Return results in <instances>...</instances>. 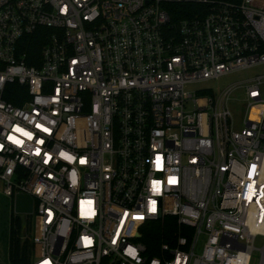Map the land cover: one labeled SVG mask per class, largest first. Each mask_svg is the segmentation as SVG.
I'll return each mask as SVG.
<instances>
[{"label": "built area", "instance_id": "obj_1", "mask_svg": "<svg viewBox=\"0 0 264 264\" xmlns=\"http://www.w3.org/2000/svg\"><path fill=\"white\" fill-rule=\"evenodd\" d=\"M260 65L264 0H0V192L33 200L32 264H264V75L193 88Z\"/></svg>", "mask_w": 264, "mask_h": 264}, {"label": "rangeland", "instance_id": "obj_2", "mask_svg": "<svg viewBox=\"0 0 264 264\" xmlns=\"http://www.w3.org/2000/svg\"><path fill=\"white\" fill-rule=\"evenodd\" d=\"M261 75H264V65H260L243 72L230 74L218 80L198 84L193 86V88H209L214 93H219L235 84L241 83L244 80L252 79ZM230 98L232 100L230 103V109L234 119L238 122V119L245 113V103L243 101L244 92L240 89H236L232 92ZM32 213L33 200L30 197L19 195L12 202V200L6 198L0 192V264H8V241L11 216H18L21 219L22 227L24 229L27 221L33 223ZM26 235L27 234H25V236ZM263 244L264 239L262 237H257L253 243L256 249H260ZM257 256L258 252H254L251 264H257V261L255 260V257Z\"/></svg>", "mask_w": 264, "mask_h": 264}, {"label": "trees", "instance_id": "obj_3", "mask_svg": "<svg viewBox=\"0 0 264 264\" xmlns=\"http://www.w3.org/2000/svg\"><path fill=\"white\" fill-rule=\"evenodd\" d=\"M175 7H183L176 6ZM170 18L171 15H170ZM46 29H38L33 35L25 36L21 41L22 49H28L35 54L40 53V50L47 42ZM26 63L30 66L37 65L35 62L26 59ZM24 98H28L26 89L16 84L8 85L5 90L3 99L6 102L12 103L15 106H20L24 102ZM23 99V100H22ZM23 229L21 219L18 216H11L10 230L8 241V264H32L33 258V244L31 241L33 235V223L27 221ZM24 231V232H23ZM27 234L25 236V234ZM145 236L142 240L148 244L149 241H160L164 234V226L161 223H150L145 228ZM25 236V237H24ZM155 255L154 252L150 253Z\"/></svg>", "mask_w": 264, "mask_h": 264}]
</instances>
